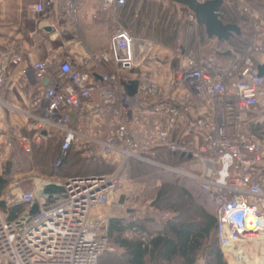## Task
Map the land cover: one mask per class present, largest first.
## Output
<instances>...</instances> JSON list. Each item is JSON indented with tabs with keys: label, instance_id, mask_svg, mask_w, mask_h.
Returning a JSON list of instances; mask_svg holds the SVG:
<instances>
[{
	"label": "built area",
	"instance_id": "obj_1",
	"mask_svg": "<svg viewBox=\"0 0 264 264\" xmlns=\"http://www.w3.org/2000/svg\"><path fill=\"white\" fill-rule=\"evenodd\" d=\"M47 1L61 5L70 23L77 25L84 0ZM100 1L117 12L128 0ZM35 10L41 12L43 6L38 4ZM243 11L263 42H253L224 69L175 51L171 60L178 66L170 89H186L181 100L161 92L152 81L140 83L132 98L118 90L115 75L96 80L86 71L72 69L69 62L59 64L53 81L32 98L26 135L0 131V136L7 147L17 146L26 155L58 140L63 155L73 149L87 162L99 160L114 172L63 180L36 178L30 191L0 199L5 210L26 206L14 221L0 207V264H98L110 250L109 221L127 208L125 202L114 200V193L117 175L131 160L193 181L214 206L215 237L229 264H264V73L259 75L264 67V10L246 6ZM157 48L117 24L109 48L87 54L85 62L112 58L120 70H135L151 60ZM219 50L230 49L223 45ZM19 61L18 55L1 54L0 95L9 66ZM50 71L48 64L38 62L28 72L41 82ZM96 93L99 102L94 101ZM194 99L207 108L206 115H193ZM84 117H108L110 129L83 135L78 125ZM158 149L182 161L158 164L154 161ZM48 184L63 187L65 197L48 204L42 196ZM34 203L38 212L29 216Z\"/></svg>",
	"mask_w": 264,
	"mask_h": 264
},
{
	"label": "crops",
	"instance_id": "obj_2",
	"mask_svg": "<svg viewBox=\"0 0 264 264\" xmlns=\"http://www.w3.org/2000/svg\"><path fill=\"white\" fill-rule=\"evenodd\" d=\"M130 1L129 8L136 4L132 15L128 7L115 12L102 7L100 0H84L77 14V25H73L68 20L62 6L57 3L49 5L47 0H0V57L3 53L20 57L18 63L9 66L7 80L0 95V131H14L26 135L27 116L32 112V98L40 91L41 87H46L53 81L55 73L59 70V64L65 61L70 63L72 69L86 71L96 80H99L100 76L104 74L115 75L118 79L120 92L124 91V85L130 81H137L139 84L144 81H152L161 92H169L175 100H181L186 89H170L173 72L178 66V61L171 60V57L176 48L189 53L184 49V34L175 48L165 44L154 32L147 34L145 27L148 24H144L142 21L144 16L136 7L138 5L141 8L144 0H132V3ZM149 1H153L157 5L163 4L164 8L166 4L167 9L172 12L170 19H176L175 28L172 31L175 29L176 33H179L178 30L183 29L184 31V25L188 21H185L183 15H176L175 9L177 6H183L173 3L171 0ZM253 3H256L254 6L258 5V1ZM38 4L43 6V11L35 10ZM192 16L195 21L193 14ZM117 24L122 25L125 29H127L125 24L131 25L138 32L134 34L130 31L133 37L156 43L158 48L155 56L149 61L142 62L135 70H120L112 58L98 64L86 63L87 54H99L109 48L110 39ZM188 26L191 27V23ZM194 26L197 30L204 29V27L198 26L196 21ZM205 36L204 30L203 38H207ZM261 38L259 43L263 42ZM192 40L195 42L194 52L198 55L197 59L215 67L228 68L234 62L231 57L237 56L234 49L225 43L218 42L215 38H207L208 52H204L205 49L196 36ZM223 45L228 46L230 50L221 53L219 49ZM38 62H44L51 68L48 77L41 82L35 81L28 72ZM94 101H100L97 93L94 96ZM206 110L207 108L202 103L193 100L192 113L195 117L206 115ZM109 122L111 123V119L108 117L96 120L84 117L79 122L78 130L86 136L91 134L90 131L104 133L110 129ZM14 147H7L4 137L0 136V164L11 158ZM122 202L126 203V210L122 213L119 212V215H114L111 219H119L124 222L137 220L138 209L133 201L127 202L124 199Z\"/></svg>",
	"mask_w": 264,
	"mask_h": 264
},
{
	"label": "trees",
	"instance_id": "obj_3",
	"mask_svg": "<svg viewBox=\"0 0 264 264\" xmlns=\"http://www.w3.org/2000/svg\"><path fill=\"white\" fill-rule=\"evenodd\" d=\"M129 1L130 0L127 1L123 8H129ZM134 9V6L129 8L131 15ZM222 16L224 23L237 25L241 30L240 35H235L228 42H221L234 49L236 55H239L253 44L251 35L250 33H246L247 35L244 33L243 26H239L240 24H238L236 18L232 19L230 18L231 16L229 17L223 14ZM172 19L174 18H171V20ZM241 22L246 26L250 25L246 20L241 19ZM133 25L134 22L132 26ZM125 27L129 32L132 31L134 34L135 32L138 33L131 25L125 24ZM158 28L160 30V39H163L165 44H169L170 41H173L174 37H176V29L174 31L171 30L169 33L168 25L163 24L158 26ZM249 30L252 31V29ZM169 34L170 36L168 37ZM53 143L57 144L55 145ZM14 149H18L25 154L18 147H14ZM34 152L39 154L36 163L40 166L39 169L43 170L41 172L45 173L47 176L45 178L47 179L60 178V180H63L74 177L107 175L108 171H113L111 167L99 160V165L94 164V161L92 164L91 162H84L83 159V161L80 160L82 154L73 149L67 151L65 155H63L60 151V142L58 140H52L46 145L34 147L28 155H33ZM14 157L15 153H12L8 161L0 164V193L9 185L12 176L19 173L14 167ZM154 161L161 165L172 166L182 160L179 156H173L163 149H158L155 151ZM58 162L59 164L56 165ZM75 164H79L81 167L75 170L73 168ZM126 170L132 178L140 177L142 174L144 175L150 172H161L162 174H166L170 177L167 181L173 182L172 185L179 188L177 197L182 199L184 197L188 198L191 206L197 209V215H193L189 217V219L184 218L182 211L176 212V216L173 219L167 223H161L159 227H153L154 220L148 218L137 219L130 222L111 219L108 224L109 244L112 241V244L115 246L117 245L126 250L128 264H195L200 256L204 258L206 264H226L218 248L217 239L215 237V230L217 227L215 212L207 208L205 200H203L204 196H207L199 190L193 181L169 172L167 173L165 172L166 170L159 166L143 164L135 160H131L127 163ZM185 182L195 185L198 192H193L185 187ZM162 195L163 191H159L156 202H159ZM192 203L196 207H194ZM0 207L4 212H7L9 221L16 220L18 216L26 210V206L23 204L10 207L8 210H5L3 203L0 204ZM103 256L100 258L99 263Z\"/></svg>",
	"mask_w": 264,
	"mask_h": 264
},
{
	"label": "rangeland",
	"instance_id": "obj_4",
	"mask_svg": "<svg viewBox=\"0 0 264 264\" xmlns=\"http://www.w3.org/2000/svg\"><path fill=\"white\" fill-rule=\"evenodd\" d=\"M201 1H209V0H201ZM223 1L224 4L222 7V14L225 16L228 15L229 17L231 16L230 18L232 19L236 18L238 20V24H240L239 26L240 27L243 26L242 28L244 30V33L245 34L250 33L252 41L255 42L257 40L259 42L261 36L256 34V30H254L253 28L254 24L249 20L247 14L243 11V9L246 6H249L253 10H256L257 12L262 11L264 10V0H223ZM256 1H258V5L254 6V4L256 3L253 2ZM130 2L132 3V0ZM136 7L141 11V14L144 16L143 18L144 20L142 19L144 24L146 23L148 24L145 27L147 34L149 32H154L159 38L160 30L158 26L163 24L168 25L169 33L173 28H175L176 19L175 20L170 19V17L172 16V12L170 9H167L166 4H165L166 9H165L163 4L157 5L153 1L144 0V3L141 8L138 5ZM168 7L171 8L170 5H168ZM175 9H176V15L178 16L183 15L185 21H188V23L184 25V31L183 29L178 30L179 32L177 33L178 36L174 37V40L173 41L171 40L169 45L175 48V45L179 44L184 34V49L187 50L189 53L191 52V54L198 56L194 52L195 42L192 40L196 36L197 40L201 41V44L203 45L202 47L205 49L204 52L205 51L208 52L209 50L207 49L209 48H207L208 47L207 38H203L204 29L201 28L197 30L195 29V26L193 27V25H195V21L193 19L192 14L186 8L177 6L175 7ZM150 17L152 18L150 19ZM241 19L246 20L250 25L246 26L244 23L241 22ZM190 23H191V27L188 26ZM249 29H252V31ZM169 36L170 34L168 35V37ZM262 40L263 38H261V41ZM174 50L177 51L181 49L176 48ZM173 54L174 52L172 53V55ZM231 58H233L232 60L235 61L237 59V56H232ZM53 144L56 145L57 143H53ZM12 153H15L14 167L15 170L18 171L19 173H16L15 175L12 176L9 185L5 187L4 190L0 193V199H4L6 196H9L11 195V193H14L16 191H21V192L30 191L33 188L34 179L36 178L47 179L45 178L47 177L45 173L41 172L43 170L39 169L40 166H38L36 163V160L39 155L38 153L34 152L33 155H26L23 154L18 149H13ZM82 159L84 160V162H86L83 156L80 160ZM93 161L94 164L99 165L98 160H90L91 163ZM80 167L81 166H79V164L77 165L75 164L73 168L76 170ZM76 172H82V171H76ZM113 172L114 171H108L107 175H111ZM55 179L60 180V178H55ZM116 179H117V184L114 193V200L118 199L119 202H122V200L124 201V199L127 202L133 201V203L138 209L137 219H143V218L153 219L154 220L153 227L154 226L159 227L161 223L162 224L167 223L176 216L175 215L176 212L182 211L185 219H189V217H192L193 215L195 216L197 215L196 212L197 209L191 206V203H189L190 201L188 200V198L184 197L182 199L177 197L179 194V188L173 186L172 185L173 182L167 181L170 179V177L164 173L162 174L161 172L158 173L150 172L144 175L142 174L140 177L132 178V176H130L127 170L125 169L124 171H122L120 174L117 175ZM184 185L185 187L189 188L191 191L198 192L197 187L192 183L185 182ZM159 191H163V195L161 196L159 202H156V198ZM203 200H205V205L207 206V208H209L211 211L214 212V207L209 201V199L204 196ZM192 205L194 204L192 203ZM194 207L196 206L194 205ZM115 215H119V212H117ZM109 249L110 250L106 252V254L103 256L99 264H128L127 262L128 258L125 249L120 248L117 245L115 246L114 244H112V241L110 243ZM222 256L224 262L226 264H229V260H227V258H225L223 254ZM197 262L201 264H206L202 256H200L197 259Z\"/></svg>",
	"mask_w": 264,
	"mask_h": 264
},
{
	"label": "water",
	"instance_id": "obj_5",
	"mask_svg": "<svg viewBox=\"0 0 264 264\" xmlns=\"http://www.w3.org/2000/svg\"><path fill=\"white\" fill-rule=\"evenodd\" d=\"M173 3L185 7L194 15L196 24L204 27L205 34L208 39H216L218 42H228L235 35H240L241 30L237 25L226 24L223 21L221 8L224 4L223 0H171ZM264 73V67L259 68V75ZM139 83L130 81L124 85V93L129 97H135L138 93ZM190 158V156H189ZM42 196L47 200L48 204H52L59 199L65 197L63 187L48 184L42 191ZM38 204L34 203L29 212V216H34L38 212Z\"/></svg>",
	"mask_w": 264,
	"mask_h": 264
}]
</instances>
